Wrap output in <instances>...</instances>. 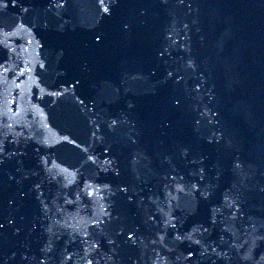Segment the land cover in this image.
<instances>
[{"label":"water","instance_id":"1","mask_svg":"<svg viewBox=\"0 0 264 264\" xmlns=\"http://www.w3.org/2000/svg\"><path fill=\"white\" fill-rule=\"evenodd\" d=\"M57 2L17 0L0 12L7 31L27 28L7 37L16 53L0 49L11 70L0 77V264H142L86 1ZM27 67L33 71L20 77ZM61 168L75 173L74 184Z\"/></svg>","mask_w":264,"mask_h":264},{"label":"snow or ice","instance_id":"2","mask_svg":"<svg viewBox=\"0 0 264 264\" xmlns=\"http://www.w3.org/2000/svg\"><path fill=\"white\" fill-rule=\"evenodd\" d=\"M67 2H68V0H59V2H57L56 6L59 7V8H63V7L66 6ZM104 2H105V0H99V3L102 6L104 5ZM109 3H111V0H109ZM10 4H11L12 7H15L16 4H17V0H0V12H2L5 9H7ZM23 11L25 13H27L29 11V9L25 7V8H23ZM103 12L110 14V8L107 7V6L103 7ZM20 30H27L26 25L23 22L15 24L13 26V30L11 32L7 31V26L6 25L0 24V36L5 37L4 39H0V49H8L10 51V53H16V48L10 47V45L8 43V40H7V37L16 35L17 32L20 31ZM95 39H96L97 42H99L101 37L97 35L95 37ZM27 43L29 45H31L33 43V40L29 39L27 41ZM36 43H37V45L40 48L44 47V45L41 44L39 41H36ZM37 63H38L39 68L41 70L46 68V65H45V63L43 61H37ZM6 65H7V61L0 62V70H2V71H0V77H2L3 74L9 73L11 71ZM17 67H19V65H17ZM32 71H33L32 67H27L24 71L20 72V77H23L26 73H31ZM18 79H19V77H18ZM4 82L6 83L7 81L5 80ZM72 87H75V84L72 85ZM49 95H52V96H63V95H65V93L62 92V91L61 92L53 91V92H50ZM13 103H15L14 100H13ZM79 103L83 104L84 101L83 100H79ZM177 103H179V102H177ZM9 127H11V125H9ZM93 135H95V133ZM62 142L67 143V144H71L75 148H80V144H78L77 141L74 138H69L68 136H64L63 139H62ZM43 143L48 145V147H53V145L49 144L47 138H45L43 140ZM3 150H4L3 149V144H2V142H0V153H2ZM83 151L85 153H87L88 150L85 148V149H83ZM87 161H91L92 163H95V157L92 156V155H88L87 156ZM48 163L49 162L47 160L44 161L45 166H47ZM104 163L108 164L109 161L105 160ZM53 167H56V165H53ZM49 171H51V170H49ZM60 173L65 176V179L68 180L69 184H74L75 183V173H70L68 168H61L60 169ZM173 179H175V177H173ZM87 187L91 188V185H88ZM193 188H194L195 191H197V192L199 191V189L195 188V186H193ZM120 190L123 191V192L127 191L126 188H121ZM182 192H184V187L178 188V195H179V193H182ZM93 194H94V192H90L89 193V195H93ZM168 195L171 197V192H169ZM173 199H175V198H173ZM102 211H103L104 215L111 216V213L108 212V209L104 208V209H102ZM233 218H235V217H233ZM101 222H102L101 220L96 219V223H101ZM215 223H216V220L213 219L212 220V224H215ZM165 225H166V227H171L172 229H176L177 228L176 217L174 215H172V214H169L168 219H166V221H165ZM2 227H3V225L0 224V228H2ZM200 229H203V232L201 233V235H203V233L208 232V228H204L203 225H200L199 228H195V229L192 230V232H189L187 234H184V235L177 234L176 239L177 240H191L192 239V235L196 231H199ZM127 239L129 241H132V239H133L132 234H129L127 236ZM262 239H264V237H262ZM161 240H163V237H161ZM109 242L110 243H114V241H109ZM195 243L197 245H199L201 243V241L200 240H196ZM95 247L99 248L100 244L97 243L95 245ZM212 250H213L214 253L216 252L215 248H213ZM198 255H199V253H198V251L196 249L189 248L188 251H187V257H186L187 260H188V264H195V260L198 257ZM219 255L221 257H226V253H224V252L219 253ZM67 259L70 260L71 257L69 256ZM87 264H92V260H88Z\"/></svg>","mask_w":264,"mask_h":264}]
</instances>
